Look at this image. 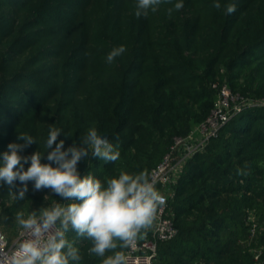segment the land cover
<instances>
[{"label":"trees","instance_id":"1","mask_svg":"<svg viewBox=\"0 0 264 264\" xmlns=\"http://www.w3.org/2000/svg\"><path fill=\"white\" fill-rule=\"evenodd\" d=\"M176 2L137 18V0H0V163L9 143H24L20 133L37 143L19 154L41 151L49 163L51 127L62 130L57 142L65 149L94 127L119 146L120 158L105 163L89 153L77 170L106 186L121 171L149 174L173 139L213 110L214 84L264 99V0H218L220 9L217 0H182L169 15ZM228 4L236 6L230 15ZM120 45L126 51L109 64ZM18 187L0 182V230L9 240L20 228L17 212L27 218L72 202L31 181L17 200L10 191ZM171 189L177 234L157 243L153 264H264V107L234 115L186 161ZM251 215L262 223L248 242ZM68 239L79 264H101L89 254L90 240L74 232Z\"/></svg>","mask_w":264,"mask_h":264},{"label":"clouds","instance_id":"2","mask_svg":"<svg viewBox=\"0 0 264 264\" xmlns=\"http://www.w3.org/2000/svg\"><path fill=\"white\" fill-rule=\"evenodd\" d=\"M162 3H171V0H137L135 15L147 16L149 10L155 12ZM213 7L221 8L218 0ZM182 8V0H177L167 11L171 15ZM225 11L229 15L234 13L235 4L226 5ZM125 51L123 45L113 48L106 57L107 62L111 64ZM61 132L57 127L49 130L45 142L46 149H52L47 152L49 163H41L44 155L41 151L30 156L19 154L37 143L27 133L17 136L23 144L9 143L2 155L0 182L11 187H16L17 181L20 184L15 193L10 191L14 199H25L31 181L34 190L51 189L72 202H57L41 208L38 214L30 212L27 218L24 212H17L15 221L23 230L21 235L27 238L5 255L0 264H79L82 257L74 246L75 240L68 239L69 232H74L76 238L90 240L89 254L103 258L101 264H128L125 253L116 249L135 246L138 236L152 227L158 209L166 203L165 197L147 171L132 174L121 171L118 176L107 179L106 186L91 172L81 178L77 165L89 153L111 163L120 158L119 146L101 138L93 127L80 137L79 146L74 142L65 149L64 140L57 142ZM29 161L30 166L25 170L24 165ZM110 251L113 254L106 256Z\"/></svg>","mask_w":264,"mask_h":264},{"label":"built area","instance_id":"3","mask_svg":"<svg viewBox=\"0 0 264 264\" xmlns=\"http://www.w3.org/2000/svg\"><path fill=\"white\" fill-rule=\"evenodd\" d=\"M213 88L217 92L215 107L203 122L196 125L194 134L197 136L194 139L193 134L186 138L175 137L169 151L149 173L150 179L156 181L155 186L165 197L166 203L158 209L152 227L138 236L134 247L126 248L128 264H153L157 253V243L169 241L176 236L177 229L170 218L168 205L173 197L171 186L175 183L186 161L202 150L206 143L217 135L220 128L244 108L264 107V99L256 100L241 96L234 93L226 83L214 84ZM22 232L23 230L19 228L15 239L9 240L0 230V260L10 254L21 240L27 238L21 235Z\"/></svg>","mask_w":264,"mask_h":264},{"label":"rangeland","instance_id":"4","mask_svg":"<svg viewBox=\"0 0 264 264\" xmlns=\"http://www.w3.org/2000/svg\"><path fill=\"white\" fill-rule=\"evenodd\" d=\"M195 127L196 126H192V128L190 129V131L186 134V135H184L182 138H186L188 135H190V134H193V139L197 136V134H194V131H195ZM250 222H251V224H252V228L250 229V234H249V237H248V242H251L252 240H255V237L257 236V229H258V225H260L262 222H260L258 219H257V217L256 216H254V215H251L250 216ZM264 226V224H262V227ZM8 237V236H7ZM15 237L16 236H13V238H11V240L12 239H15ZM257 249H254L252 252L253 253H255V254H257Z\"/></svg>","mask_w":264,"mask_h":264},{"label":"water","instance_id":"5","mask_svg":"<svg viewBox=\"0 0 264 264\" xmlns=\"http://www.w3.org/2000/svg\"><path fill=\"white\" fill-rule=\"evenodd\" d=\"M101 138H106V136H105V135H103V136H101Z\"/></svg>","mask_w":264,"mask_h":264},{"label":"crops","instance_id":"6","mask_svg":"<svg viewBox=\"0 0 264 264\" xmlns=\"http://www.w3.org/2000/svg\"><path fill=\"white\" fill-rule=\"evenodd\" d=\"M12 240H14V239H12Z\"/></svg>","mask_w":264,"mask_h":264}]
</instances>
